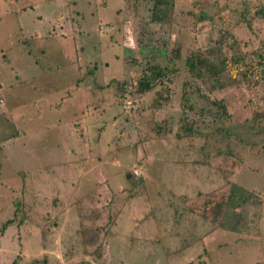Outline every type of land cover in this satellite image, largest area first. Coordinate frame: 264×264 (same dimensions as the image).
Wrapping results in <instances>:
<instances>
[{"label":"rangeland","instance_id":"rangeland-1","mask_svg":"<svg viewBox=\"0 0 264 264\" xmlns=\"http://www.w3.org/2000/svg\"><path fill=\"white\" fill-rule=\"evenodd\" d=\"M152 2L0 0V264H264V0Z\"/></svg>","mask_w":264,"mask_h":264},{"label":"trees","instance_id":"trees-1","mask_svg":"<svg viewBox=\"0 0 264 264\" xmlns=\"http://www.w3.org/2000/svg\"><path fill=\"white\" fill-rule=\"evenodd\" d=\"M168 3H164L163 0H153L152 2V8H150L149 10V21L154 22V23H159V22H163L165 21L166 17H165V8L166 5ZM30 7V5H28ZM25 9V8H23ZM261 11H257L255 12L256 14H260ZM238 14L242 15L241 12H239ZM204 19V15H201L198 17V20L201 21ZM22 29V28H21ZM51 30V31H50ZM49 31L46 32H33V34L31 36H34L33 38H36L38 36H46L47 38H53V33L55 30V28L50 29ZM103 31V30H100ZM27 50V49H26ZM31 51L27 50V53H30ZM185 64L187 66V69L191 72H194V70H196V64L199 66H201L203 68V70L205 71H209L211 72V69L213 68V66L211 64L208 63V59L205 58L204 56H198V57H193L192 59H186ZM214 72H212L213 74ZM216 73V72H215ZM217 74V73H216ZM214 75V74H213ZM152 80L147 77V76H142L141 79L139 78L136 81V90L140 93H143L145 91H148L151 87H152ZM221 108H224V105H220ZM11 219H7L5 220L1 226H0V235L3 233V231L5 230L6 227L9 226V224L11 223Z\"/></svg>","mask_w":264,"mask_h":264}]
</instances>
